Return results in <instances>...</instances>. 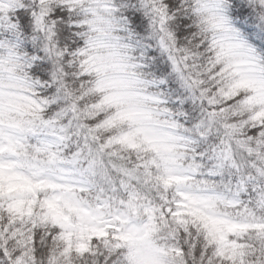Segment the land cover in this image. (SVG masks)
<instances>
[{
	"label": "snow or ice",
	"instance_id": "snow-or-ice-1",
	"mask_svg": "<svg viewBox=\"0 0 264 264\" xmlns=\"http://www.w3.org/2000/svg\"><path fill=\"white\" fill-rule=\"evenodd\" d=\"M0 264H264V0H0Z\"/></svg>",
	"mask_w": 264,
	"mask_h": 264
}]
</instances>
